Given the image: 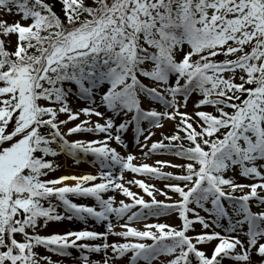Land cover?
I'll return each mask as SVG.
<instances>
[{"label": "snow or ice", "instance_id": "6c2138e0", "mask_svg": "<svg viewBox=\"0 0 264 264\" xmlns=\"http://www.w3.org/2000/svg\"><path fill=\"white\" fill-rule=\"evenodd\" d=\"M59 3L58 13L50 0H0V264H59L41 247L60 257L77 250L74 264H118L130 253L128 264H264V0ZM73 99L85 106L74 110ZM190 101L195 110L181 111ZM164 119L177 121L175 132L149 147L155 133L142 125L163 128ZM129 129L145 157L173 155L183 163L156 164L181 173L121 155L111 142L126 149ZM77 133L104 138L68 139ZM60 155L77 164L92 156L97 174L45 179ZM126 171L176 181L165 187L177 198L125 181ZM172 213L178 226H132ZM90 218L105 230H90ZM64 220L86 226L40 234ZM210 244L209 255L200 246Z\"/></svg>", "mask_w": 264, "mask_h": 264}, {"label": "rangeland", "instance_id": "374dc122", "mask_svg": "<svg viewBox=\"0 0 264 264\" xmlns=\"http://www.w3.org/2000/svg\"><path fill=\"white\" fill-rule=\"evenodd\" d=\"M2 16H3V14L0 13V17H2ZM7 18L9 19L10 22H14L16 19L15 17H7ZM13 39H14V37H13ZM70 103H71V106L73 107L74 110L78 107H84L85 106L83 104V102H81L79 100H75V99H73ZM161 109H163V108L156 107L157 111H161ZM100 110L103 111V109H100ZM194 110L195 109L193 108V104L191 101H190L187 109H184V108L181 109V111H188L189 113L193 112ZM60 118L65 119L66 116L62 115ZM84 119H91L93 123H95V122H97V120H99V118H97L95 116L89 118V117H85V116L81 115L80 120L82 121ZM99 122L103 123V120H99ZM75 123H79V121L71 122L69 125L65 126L64 130L66 131L67 127L74 126ZM146 123L147 122H145L143 124V125H145V129H148V131L155 133L152 136V138L147 141V144L150 147L153 142L159 141L160 137L162 136V134H164L165 131L168 130L171 132V134H173L175 132L177 121L164 119L162 121V123L164 125L163 128L150 127ZM148 131L145 132V134H144L145 136L148 135ZM102 138H104V134H93V133H77V134H73L72 136L68 137L69 140H76V139L96 140V139H102ZM122 139H123L124 143L128 145V147L126 149L124 147H122L121 145H117L114 141L111 142V146L116 148V150L118 152H120L121 155H127L128 153L135 155L137 157V159L135 161H133V163L136 164L137 166L143 165V164H148V165H151L154 167H160L162 169V171H164V172H173L176 174L181 171L180 169L165 167V166L156 164V161H158V160L159 161H167V162H170L172 164L183 163V161L178 159L177 157L171 156V157L163 158V157H160L158 154H149L147 157H145L142 154L140 145H137L134 143V133L132 132L131 129H129L127 132L122 134ZM140 141H141V143L144 142V136L140 137ZM143 152H148V149L144 148ZM49 159H54L55 163H58L60 165V167L56 172L50 173L48 177H45V179L58 178V177L63 176V175L80 176V175H84V174H92V175L97 174V167H94L91 163V161L94 159L92 156H88L86 158H83L82 161L78 164L75 163L71 157H68L66 155H60L59 157H56V158L50 157ZM117 171H118V169H117ZM227 175L231 176V175H233V173L229 172ZM124 176H125V181L133 180V179L144 180L146 183H148L150 185H155V188L160 189L161 191H164V192H168V195L173 196L174 199L177 198L174 193L170 192L165 187L166 184L176 183V181L160 180V179H156L155 177L153 178V176H142V175L133 174V173L127 172V171L124 173ZM99 182L100 181L98 180L95 183H99ZM239 182L250 183L251 181L240 178ZM67 183L70 185L75 184L74 181H68ZM126 186L130 187L133 192H136L139 195L144 196L145 200L151 202V197L147 196V194L144 193L143 189L139 188V186H137V185H126ZM245 191H247V189ZM110 195H115L117 201L125 200L128 203H132V201L129 198L124 197L119 192L107 193V194H105V198L107 199L108 196H110ZM69 198L72 199L73 202L78 203V204H87L89 206H95V203H96L94 201V199H92V198H81V197H72V196H70ZM156 198L158 200H161V201L171 202V201H167L166 197L164 195H161L160 192L156 193ZM226 207H227V204H226ZM57 210L59 212L63 213L62 208H58ZM135 210H139V207ZM253 211H259V209L256 208L255 206H253ZM201 215L206 216V214L204 212H201ZM123 222L124 221H121V223H123ZM145 222H147V223H169V224H172L174 226H178L181 223L179 216H178V213H172L170 216H167V217H160L159 219L152 217V218H149L147 221H141L139 223H133L132 226L137 227L140 230H144V223ZM106 223L107 222L97 223L95 220L91 219L88 223L89 226L87 225V227L90 230L94 229L96 231L102 232L105 230V224ZM222 223L226 225L227 222L222 221ZM101 225H103V228L98 229ZM85 226L86 225L83 222L78 221V220H73V221L64 220L61 222H52V223H50L49 227L43 229L40 234H42V235H50L53 233L63 234L64 232L69 231V230H81ZM116 230L120 231L122 229L116 228ZM197 231H200V228L198 226H197ZM217 231H220V230L217 229ZM191 234H194V233H191ZM109 239L111 242L112 240H114L116 238L110 237ZM147 242L152 243V241H147ZM80 243H82V242H80ZM214 243L215 242H213V244ZM200 247H202L206 252H208L209 255L211 254V248H212L211 244L210 245H202ZM37 251L40 252L41 254L51 256V258L54 261H58L59 264H74V258L78 257L80 255V253L75 249L71 250L72 251L71 257H60V256H57L53 253H48L42 247L38 248ZM130 256H131V253L129 254V257ZM129 257H125V259L123 261L118 262V264H128ZM92 259H99V256L96 254H93ZM167 259H168V257L162 256L160 258V260L154 262V264H166ZM78 264H82V261L78 262ZM141 264H143V262H141Z\"/></svg>", "mask_w": 264, "mask_h": 264}, {"label": "trees", "instance_id": "16d2710c", "mask_svg": "<svg viewBox=\"0 0 264 264\" xmlns=\"http://www.w3.org/2000/svg\"><path fill=\"white\" fill-rule=\"evenodd\" d=\"M50 2L55 4V10L59 13L61 11V5L59 3V0H50ZM212 109H210L211 111ZM178 143V142H177ZM185 144H187V141H185Z\"/></svg>", "mask_w": 264, "mask_h": 264}]
</instances>
